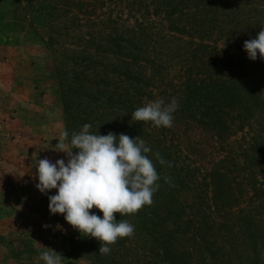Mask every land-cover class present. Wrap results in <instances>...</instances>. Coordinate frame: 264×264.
I'll return each mask as SVG.
<instances>
[{
    "label": "rangeland",
    "instance_id": "374dc122",
    "mask_svg": "<svg viewBox=\"0 0 264 264\" xmlns=\"http://www.w3.org/2000/svg\"><path fill=\"white\" fill-rule=\"evenodd\" d=\"M122 15L118 21L121 31L130 25L128 11L124 12L122 8ZM62 25L61 23L57 26L58 34L65 32L61 30ZM166 31L167 27H161L155 37V43L149 48L151 61L140 62L133 67L134 74L142 77V90L147 87L155 88L153 93L156 98L151 101L163 98L167 103L175 98L178 102L179 107L174 113L172 127L158 129L172 136L177 146L182 149L185 159L189 158L187 161L199 167L200 175L203 174L206 178L207 172L209 178H212L214 172H225L228 181H241L239 173L243 170L239 169V163L244 161L243 149L254 143L253 134H250L254 133L251 127L247 126L242 131L238 126H234L221 132L206 127L204 122L192 119L180 110L183 108L184 84L187 79L206 73V64L203 61L206 59V47H202V43L212 47L216 44L218 48L229 50L233 54L239 53L238 43L233 46V43L221 36L219 39L216 35L203 38L198 36L199 34H184L175 30L168 31L171 36H167ZM37 32L30 29L13 33L23 46L26 59L33 70V98L35 103H39L36 113H45L47 119L31 120L36 126L40 125L37 130L45 135V140L44 144H40L39 149H36V155L26 159L21 168L18 165H4V157L0 155V264H44L40 260L44 247L61 254V264H264V162L263 165L252 168L253 176L246 181L248 189L245 185L235 188L234 193L238 195V199L230 209L228 207V213L225 212V215L223 212H215L212 215L207 201L211 200L212 190L206 189L205 184L200 186V189L184 191V199L187 197L191 209L197 213L199 221L196 225L201 232L179 233V240L170 248L173 255L178 257L173 259V262L164 256V244L159 245L155 241L158 237L164 238L165 241L167 235H159L158 230L157 235L149 232L147 234L143 224L137 222V219L130 220L135 227L134 234L118 239L110 246V254L101 255L98 253L99 241L85 237L75 230L64 220L63 215L49 213L47 196L41 194L35 186L38 183L36 161L47 158L54 163L57 159H66V153L55 150L61 133L65 130L70 132L71 129L78 132L81 126H78L77 121L83 119L86 112H93V116L87 117L88 119L97 115L89 107L94 104L87 105L85 102L80 108L76 106L75 109L74 106L71 116L68 117L65 109L66 104L70 102L67 89L70 86L76 88L78 83L83 86L90 85V81L97 85H93V89L97 88L100 80L99 74L94 70L104 67L107 84L109 83L115 92L118 89L124 94L128 89V81L124 75L116 78V72H123L127 65L124 58L102 52L111 47L108 41L102 38L111 32L100 23L92 27L74 29L75 35L92 34L97 39L93 45L80 41L77 36L57 34L55 44L46 48L31 41L39 34L44 37L42 29ZM85 47L95 56L90 68L84 64L79 65L78 59L82 58L81 50ZM73 78L87 80L75 79L77 84L73 85L70 84ZM145 96L146 93L143 94V97ZM72 101L76 102L74 99ZM260 117L257 115L254 118L256 121L253 128L257 136L264 139V119ZM121 118L124 119V114ZM168 138L171 140L170 136ZM64 143L70 150L69 142L66 140ZM11 159L13 164L15 157L12 156ZM205 182L202 180V183ZM254 187L262 190L256 194ZM53 194L55 190L48 193ZM206 217L210 218V224L213 223L212 220L217 223L214 230L216 243L209 252L206 251ZM183 218L186 220L188 216L184 214ZM46 224L51 227L45 229L43 225ZM57 224L61 225L60 229L56 228ZM159 233L161 234V231ZM208 255L209 259H206ZM181 257L184 260L179 261Z\"/></svg>",
    "mask_w": 264,
    "mask_h": 264
},
{
    "label": "trees",
    "instance_id": "16d2710c",
    "mask_svg": "<svg viewBox=\"0 0 264 264\" xmlns=\"http://www.w3.org/2000/svg\"><path fill=\"white\" fill-rule=\"evenodd\" d=\"M2 0L0 2V35L14 34L15 31L26 32L38 29L44 31V37L32 38L36 45L51 48L56 42V29L59 24L65 32L58 35L79 38L93 45L97 40L92 34H74L76 28H86L100 23L110 29V34L105 38L110 47L102 51L106 54L124 58V71L116 72V78L126 77L128 89L126 93L116 92L107 84V73L104 67H97L94 71L99 74L100 83L97 88L93 81L90 85L78 83L77 87L70 86L67 95L70 102L66 104L68 117L71 116L73 107L80 108L85 102L92 113L83 115L78 126L85 123L91 124L90 131L94 134L106 135L109 131L115 134H126L129 137H141L152 151L148 154L155 164L160 180L159 190L153 195L151 206H144L134 215H123L114 213L117 220L137 219L145 232L157 235H167V239L158 237L156 243L164 244V256L170 261L178 258L173 255L172 247L179 240L180 234L198 233L196 212H193L189 201L184 199V191L188 189L212 190L211 200L207 199L209 209L213 213L225 215L236 202L238 195L234 193L235 188L246 187L247 178L253 176L252 168L263 165L264 162V139L257 136L253 123L257 115L264 119V60L259 56L255 61L247 58L243 50L246 40L254 38L264 28V0ZM119 7V9H118ZM124 12L129 13L130 25L121 31L118 21ZM119 14V15H118ZM7 20V21H5ZM5 21V22H4ZM127 21V20H126ZM167 27L166 34L173 30L184 34H199L201 37L216 35L224 37L226 41L237 44L239 53L233 54L229 50L213 47L202 43L206 47V73L190 76L184 84L185 98L182 112L188 114L192 119L204 122L206 127L218 129L221 132L238 126L240 130L251 127L253 144L243 149L244 161L239 163L241 181H228L227 173L199 174V167L194 166L189 158L186 160L181 148L177 146L172 136L167 132L160 131L151 122H136L131 119V114L138 108L144 106L151 99L156 98L154 89L147 87L141 89L143 84L139 75H135L133 67L142 62L151 61L148 50L155 37L159 34L161 27ZM10 28L9 30L6 28ZM220 27V29H219ZM227 28V29H225ZM157 29V30H156ZM113 30V31H112ZM56 31V32H55ZM101 32V31H100ZM220 32V34H219ZM38 33V32H37ZM225 34V36H223ZM213 38V37H212ZM147 39L149 41H147ZM86 43V42H85ZM237 47V45H236ZM219 50L220 52H217ZM82 58L79 65L92 67L95 56L88 47L81 50ZM76 63V62H75ZM32 64L33 61H32ZM118 70V69H117ZM146 77V76H145ZM77 78H73L70 84H77ZM144 79V77H143ZM97 86V85H96ZM96 90L95 92H93ZM146 96L143 97V94ZM144 98V99H143ZM76 100L74 103L72 100ZM124 114V119L121 118ZM88 117V118H87ZM163 129L164 127H159ZM249 130V129H248ZM69 134L73 129L69 130ZM250 131V130H249ZM168 135H167V134ZM171 137V140L168 138ZM173 138H175L173 136ZM77 151L73 149V152ZM160 153L168 164H159L154 153ZM238 169V170H239ZM169 178L166 183L165 178ZM255 177V176H254ZM205 180V183H202ZM238 185V186H237ZM248 189V188H247ZM256 194L261 191L256 187ZM187 204V205H186ZM189 210H191L189 212ZM102 217V213L93 208ZM188 218L185 220L183 215ZM215 217V216H214ZM206 217V251L209 252L215 245L216 220ZM215 219V218H214ZM201 223V222H200ZM223 225V224H222ZM218 228V226L216 227ZM161 231V234L159 233ZM209 257L206 256V259ZM184 260L182 257L179 259ZM207 261V260H206Z\"/></svg>",
    "mask_w": 264,
    "mask_h": 264
},
{
    "label": "clouds",
    "instance_id": "9594fccd",
    "mask_svg": "<svg viewBox=\"0 0 264 264\" xmlns=\"http://www.w3.org/2000/svg\"><path fill=\"white\" fill-rule=\"evenodd\" d=\"M249 60H264V28L243 44ZM179 105L175 98L165 102L163 98L149 101L138 107L131 119L151 122L155 127H172L174 113ZM92 125L85 123L80 130L61 133L55 150L66 153V159L54 163L47 158L36 161V188L46 195L51 215L61 214L75 230L99 241L98 253L108 255L111 245L118 239L131 237L135 227L127 220H117L114 213L134 215L144 206H151L153 195L160 184L153 160L152 149L141 137H129L109 131L106 135L94 134ZM70 144L66 148L64 141ZM73 149L77 151L73 152ZM156 161L171 165L160 153H154ZM169 178H165L167 183ZM55 190V194L48 195ZM97 209L103 215L91 211ZM45 229L50 225H43ZM57 229L61 225H56ZM44 264H61L62 255L44 247L40 253Z\"/></svg>",
    "mask_w": 264,
    "mask_h": 264
},
{
    "label": "crops",
    "instance_id": "0c3cea01",
    "mask_svg": "<svg viewBox=\"0 0 264 264\" xmlns=\"http://www.w3.org/2000/svg\"><path fill=\"white\" fill-rule=\"evenodd\" d=\"M22 47L16 35H0V155L4 165L19 168L45 140L37 130L40 125L31 119H47L45 113H36L39 103L33 98V70Z\"/></svg>",
    "mask_w": 264,
    "mask_h": 264
}]
</instances>
